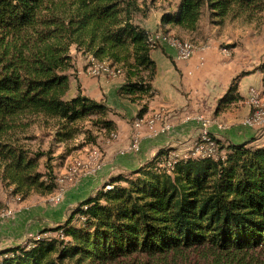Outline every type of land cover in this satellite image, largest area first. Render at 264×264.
<instances>
[{"label":"trees","instance_id":"obj_1","mask_svg":"<svg viewBox=\"0 0 264 264\" xmlns=\"http://www.w3.org/2000/svg\"><path fill=\"white\" fill-rule=\"evenodd\" d=\"M139 3L0 0V186L11 195L56 189L48 152L26 144L31 127H50L55 143L82 136V146L116 130L103 101L79 85L66 96L75 77L71 47L118 68L117 93L144 102L135 119L146 112L156 71L149 53L163 47L135 21ZM263 10L264 0H177L161 12L157 31H194L204 13L221 25ZM254 71L264 85L262 61L232 78L225 101L241 98L232 93ZM213 140L215 155L173 157L163 168L170 148H161L135 170L110 175L52 228L56 237L41 230L27 244L4 246L0 264H229L264 247V146Z\"/></svg>","mask_w":264,"mask_h":264},{"label":"rangeland","instance_id":"obj_2","mask_svg":"<svg viewBox=\"0 0 264 264\" xmlns=\"http://www.w3.org/2000/svg\"><path fill=\"white\" fill-rule=\"evenodd\" d=\"M176 2L177 0H140L139 11L136 12L135 21H147L149 25H152L159 13L165 9L172 8ZM141 10L144 11V15H142ZM158 32L156 29L150 30V35L156 43L159 40L164 42L159 37L160 33L157 34ZM164 37L169 44L192 45L194 47L193 54L195 52L201 54L200 56L202 57L200 58L199 56V60L205 59L204 62L206 63L204 66L206 68L215 66L212 72L217 76L218 88L215 91L218 96L215 97L213 107L214 109L216 108L217 113L214 111L207 112L204 115H197L203 120H208V129L211 126L216 127V125H219V130H227L228 126L234 127L236 131L242 130V128L249 129L253 138H257L260 143H264V116L252 125L243 124V121L255 110L249 100L251 89L255 90L257 94L258 104L264 107V85L263 89L261 86L248 85L244 87L240 85L241 98L226 105H221L230 88L231 80L237 72L243 69H253L254 66L256 67L264 61V10L250 21H245L241 18L227 19L221 25L212 24L207 14L204 13L196 30L188 31L172 28L169 31V36ZM73 48L71 47L70 49ZM75 51L77 52V50ZM79 55L82 56L81 53ZM83 59L86 62V58ZM94 62L99 61L89 58L88 66L93 65ZM100 62L108 63L107 61ZM86 67L87 64L85 63V70ZM115 70L119 69L115 68ZM205 73H208V70ZM120 74L123 73L119 70L117 75ZM88 75L95 78L105 77L106 79L117 77V75L92 76L90 73ZM194 119L196 120V118ZM199 132L200 128L198 129ZM28 135L30 138L26 140V144L29 148L48 152L51 158L49 164H51L56 177V189L50 194L39 195L33 193L21 199L18 196L11 195L7 189L0 186V248L12 244H27L31 239L37 237L41 230H46L40 234L41 237H56L58 232L52 228L63 222L71 210H62L61 207L62 198L65 200L67 190L78 180L95 175L103 166L102 163L101 167L91 174L85 173V170L83 171L85 166L93 164L90 161L94 150L100 152L102 162V148L99 143L93 145L87 143L82 146V136L68 141L66 144L55 143L50 127L43 128L36 125L29 129ZM210 135L213 139H218L221 142L225 141L224 137H217L215 133H210ZM191 144L190 152H196V145H194V142ZM72 147L74 149L68 151ZM214 149H216V152V144ZM168 153L175 154L171 149ZM176 156L178 158V155ZM44 160V158L40 159V170H44L42 165ZM76 162H80V166L75 167ZM60 178L61 183L57 181ZM57 195H61V199H56ZM72 223H77V221L73 220ZM239 255L233 259L229 258L232 260L229 264H264V247L254 252H249L245 256Z\"/></svg>","mask_w":264,"mask_h":264},{"label":"crops","instance_id":"obj_3","mask_svg":"<svg viewBox=\"0 0 264 264\" xmlns=\"http://www.w3.org/2000/svg\"><path fill=\"white\" fill-rule=\"evenodd\" d=\"M160 15L161 13L158 14L152 25H149L147 21L139 23L151 31L157 30ZM159 37L162 39L161 34ZM151 38L154 40L152 36ZM162 41H164L161 44L163 49L153 48L149 53L156 66L155 75L151 81L154 94L148 99L147 110L140 118L139 123L136 122L135 115L144 102H132L117 93V87L124 81V74L111 79L90 77L87 67L86 70L84 69L89 55L81 54L82 57L79 55L80 52H76L74 48L70 49V54L74 57L75 77L70 76L69 78L66 96H73L76 93L77 85H79L82 94L97 101H103L111 110L108 119L116 125V137L110 140L101 134L98 135L97 143L102 148L103 166L95 175L78 180L67 190L65 200L62 198V210L73 208L79 200L91 194L110 175L126 173L142 166L161 148L170 147L178 155V158L196 155L195 152H190L191 143L194 142L196 145L199 141L196 139L200 135L198 133L199 123L194 118L207 112L215 111L217 113L216 108L213 107L215 97L218 96L215 91L218 88L217 76L212 72L215 66L206 68L204 66L205 59L199 60L201 54L197 52L189 59H177L174 49L169 46L167 41L163 39ZM83 58H86V62ZM253 69H243L242 71ZM206 70L208 73H205ZM240 85L244 87L248 85L261 86L263 89L261 74L254 71L242 76L237 89L232 94L242 95ZM225 99L226 96L221 105L235 101L234 99L225 101ZM151 117H156L153 126L154 132H150L144 124ZM218 127L219 125L211 126L208 130L211 134L215 133L217 137H224V143L248 140L250 144L264 146V143L253 138L249 129L242 128V130L236 131L234 127L228 126L227 130H219ZM134 137L137 138L138 149H128Z\"/></svg>","mask_w":264,"mask_h":264},{"label":"built area","instance_id":"obj_4","mask_svg":"<svg viewBox=\"0 0 264 264\" xmlns=\"http://www.w3.org/2000/svg\"><path fill=\"white\" fill-rule=\"evenodd\" d=\"M159 44L160 45L162 44L161 40H159ZM169 46L174 49L175 57L177 59H181V60L188 59L194 52V49H192V48H181L178 45H173V44H169ZM87 70H88V73H90L92 76L101 75V72H98L95 67L88 66V62H87ZM249 100H250V104L255 108V110L250 116H248L246 118L244 125H252L255 121H258V119L260 118V114L264 113V107L261 106L260 104H254L253 98H252V96H250V94H249ZM155 121H156V117H151L149 121H145V126L147 127V129L150 132H154L153 126H154ZM196 121L199 123V126H200V132L199 133L209 132L208 120H206V119L205 120H198V116H197ZM114 138L115 137H113V139ZM214 148H215V144H211V142L208 141L207 143L201 144L199 146H195V150H196L195 154L196 155H215L216 149H214ZM128 149H131V150H137L138 149V141H137L136 137H134L133 140L130 142ZM199 151H200V153H199ZM175 156L176 155H168L166 161L161 164L162 167L165 168V163L167 162V160L172 159ZM101 164H102V162H101V157H100V152H99V157L96 158L95 164H90V165L85 166L83 168V171L85 170V173H88V174L94 173L101 167ZM57 181L59 183H61V178H60V180H57ZM58 198L61 199V195H57L56 199H58ZM56 201H59V200H56Z\"/></svg>","mask_w":264,"mask_h":264},{"label":"bare ground","instance_id":"obj_5","mask_svg":"<svg viewBox=\"0 0 264 264\" xmlns=\"http://www.w3.org/2000/svg\"><path fill=\"white\" fill-rule=\"evenodd\" d=\"M161 37L163 40H165V37L163 35H161ZM172 44L178 45L181 48H192V49H194V47L190 44H186V45H183L180 43H172ZM91 67H95L98 72H101V75L116 76L119 73V70H115L114 66H109V64L105 63V62H94V64L91 65ZM250 96H252V98H253V103L258 104L257 94H256L255 90L251 89ZM262 116H264V113L260 114L261 119H262ZM139 120H141V119H138L136 122L139 123ZM198 120H203V119L200 116H198ZM245 121H246V119L243 121V124ZM113 137H116L115 132L110 133V135H109L110 139H113ZM198 139H199V141L196 143V146L207 143L208 141L211 142V144H215L214 140L212 139V136L210 135L209 132H201ZM201 156H211V155H201ZM91 157H92L91 162L93 164H95L96 158L99 157L98 151L94 150ZM77 166H80V162L75 163V167H77Z\"/></svg>","mask_w":264,"mask_h":264}]
</instances>
